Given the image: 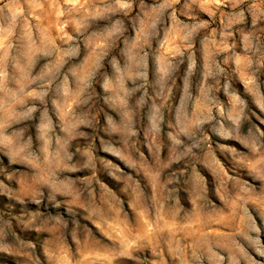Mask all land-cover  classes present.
<instances>
[{
    "label": "rangeland",
    "instance_id": "rangeland-1",
    "mask_svg": "<svg viewBox=\"0 0 264 264\" xmlns=\"http://www.w3.org/2000/svg\"><path fill=\"white\" fill-rule=\"evenodd\" d=\"M0 264H264V0H0Z\"/></svg>",
    "mask_w": 264,
    "mask_h": 264
}]
</instances>
